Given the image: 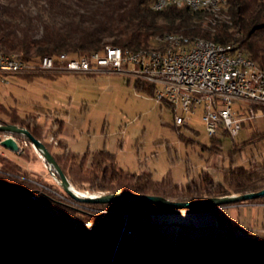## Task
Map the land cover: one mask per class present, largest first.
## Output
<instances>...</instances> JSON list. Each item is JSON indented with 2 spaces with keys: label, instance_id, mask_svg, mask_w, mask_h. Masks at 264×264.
<instances>
[{
  "label": "trees",
  "instance_id": "obj_1",
  "mask_svg": "<svg viewBox=\"0 0 264 264\" xmlns=\"http://www.w3.org/2000/svg\"><path fill=\"white\" fill-rule=\"evenodd\" d=\"M155 1H0V52L38 62L45 56L57 57L61 53L88 55L107 46L131 51L150 49L156 47L158 36L182 34L190 40L235 44L264 70V0H227V6L216 13L174 6L157 11L152 7ZM29 3L37 7L34 12L27 6ZM15 75L33 79L44 74ZM134 84L154 96L155 84L142 80H134ZM162 102L171 109L167 102ZM254 108L260 110L258 106ZM0 124L27 128L47 146L71 184L81 188L86 183L85 189L91 192L129 191L192 200L264 189V157L251 160L248 165L236 163L233 158L237 144L228 150V164L221 168L220 180L201 170L179 184L169 173L158 180L142 169L136 172L123 169L117 165L115 154L104 148L80 153L56 135V143L46 142L45 126L36 119L21 116L15 108L0 109ZM177 130L180 140L188 143L185 134ZM12 135L30 148L28 138ZM250 138L264 139V128ZM221 141L222 138L210 137L204 148L212 153L214 148L221 147ZM28 178L31 174L25 168L0 154V264H264V232L248 231L211 243L201 239L176 243L142 220L149 210H165L144 201L116 205L115 210L129 211L130 235L121 233L122 213L79 210L48 192L41 194L43 200L58 204L62 216L52 224L37 223L19 200V190L36 191ZM45 184L69 197L56 181ZM247 201L264 202V196L243 202ZM82 204L103 210L112 205ZM63 216H69L71 221ZM82 221H93L96 225L92 233L77 238L75 224ZM128 237L134 239L130 247Z\"/></svg>",
  "mask_w": 264,
  "mask_h": 264
},
{
  "label": "rangeland",
  "instance_id": "obj_2",
  "mask_svg": "<svg viewBox=\"0 0 264 264\" xmlns=\"http://www.w3.org/2000/svg\"><path fill=\"white\" fill-rule=\"evenodd\" d=\"M27 6L32 12L37 8L32 3ZM157 46L155 48L161 47ZM44 75L33 79L15 74L0 76V109L15 108L21 116L36 119L43 124L46 142H52L56 135L57 139L65 141L72 150L80 153L87 149L104 148L115 154L117 165L123 169L132 172L142 169L152 173L153 178L158 180L169 173L179 184L201 170L209 171L215 179L220 180L221 168L228 164V150L232 145L237 144L233 158L236 163L248 165L249 161L264 157V139L250 138L254 132L264 128L263 105L251 104L254 110L255 106L259 107L262 116L244 122L235 137H221V147L214 148L210 153V150L204 148L209 144L210 136L203 123L201 109L190 116L187 126H177L170 108L149 92L136 88L134 79L122 73ZM177 129L185 134L188 143L180 140ZM6 136H13L17 141V136L0 132V140ZM18 144L20 149L17 152H11L0 145V154L31 174L27 181L36 187V191L41 194L51 193L70 206L83 210L71 203L72 199L65 194L45 184L53 181L52 175L48 164L32 143L30 148ZM38 183L48 189L41 188ZM82 184L81 188L72 185L78 191L94 193L85 189L88 184ZM47 203L55 211H61L58 204L50 201ZM243 203L264 206V202L260 201L229 205L233 224L239 218L236 205ZM252 209L253 217L256 218L257 208ZM244 214H248L247 208ZM63 217L71 219L69 216ZM258 218L259 222L263 220V208H260ZM262 228L260 232H264ZM127 240L130 247L134 239L128 237Z\"/></svg>",
  "mask_w": 264,
  "mask_h": 264
},
{
  "label": "built area",
  "instance_id": "obj_3",
  "mask_svg": "<svg viewBox=\"0 0 264 264\" xmlns=\"http://www.w3.org/2000/svg\"><path fill=\"white\" fill-rule=\"evenodd\" d=\"M173 1L160 0L157 11L173 7ZM213 1L222 0L210 2ZM39 72L76 75L122 73L134 80L153 83L154 97L170 105L175 125L187 126L190 116L201 109L202 120L210 137H235L244 122L263 114L261 110H254L251 104L264 106V74L260 68H253L250 62L240 56L237 46L222 49L193 47L192 50L170 52L152 58H143L124 49L109 50L97 55H59L40 59L38 62L22 58L10 60L6 55H0L2 76ZM49 172L52 179L58 182L56 173L50 166ZM38 185L47 188L40 183ZM19 192L20 202L24 208H29L33 218L52 224L62 216L43 200L40 192L25 189ZM61 198L66 200L62 196ZM71 203L82 207L84 211H99L73 200ZM100 213L104 212L100 210ZM95 225L93 221L76 222V237L92 233ZM121 233H132L127 218L124 219Z\"/></svg>",
  "mask_w": 264,
  "mask_h": 264
},
{
  "label": "water",
  "instance_id": "obj_4",
  "mask_svg": "<svg viewBox=\"0 0 264 264\" xmlns=\"http://www.w3.org/2000/svg\"><path fill=\"white\" fill-rule=\"evenodd\" d=\"M0 132L8 133V134H15V133L21 134L24 135L26 138H28L29 141L34 146V148L44 158L48 166H50L55 171L58 179V183L62 187L63 191L69 196L70 199H72L76 203L112 204L106 210L92 207L94 209L99 210L98 212L91 211L92 213H100V210H102L104 213L120 212L124 215V219H125L127 218V214L129 213V211L115 210L117 204L125 205L131 201H144L151 203L157 207L165 208V210H197V209L199 210V209H209V208L235 205L238 202H243L246 200L255 199L264 196V189L254 192L240 193V194H230L223 196H207L192 200H174L161 195L134 193L129 191H118V192L100 191L94 193L82 192L74 188V186L70 183L65 172L58 164V162L55 160V158L53 157L52 153L49 151L47 146L42 141L37 139L27 128L19 127L13 124H0ZM0 145L11 152H17L20 149L18 142L13 136H8L1 139ZM86 193L87 195H85ZM67 220L71 221V219L69 218H67Z\"/></svg>",
  "mask_w": 264,
  "mask_h": 264
},
{
  "label": "crops",
  "instance_id": "obj_5",
  "mask_svg": "<svg viewBox=\"0 0 264 264\" xmlns=\"http://www.w3.org/2000/svg\"><path fill=\"white\" fill-rule=\"evenodd\" d=\"M253 207L257 208L256 218L253 217ZM245 208L248 209L247 215L244 214ZM260 208H263L261 222L258 218ZM236 209L239 218L235 224L232 223L229 206L199 210H149L142 220L157 227L170 241L182 244L197 239L211 243L226 236L262 231L263 205L243 203L236 205Z\"/></svg>",
  "mask_w": 264,
  "mask_h": 264
},
{
  "label": "bare ground",
  "instance_id": "obj_6",
  "mask_svg": "<svg viewBox=\"0 0 264 264\" xmlns=\"http://www.w3.org/2000/svg\"><path fill=\"white\" fill-rule=\"evenodd\" d=\"M183 0H174L173 6L174 7H188L192 10H207L211 12H218L221 11L222 8L227 6V0L222 1H213L212 0H203L202 2H181ZM159 2L160 0H156L153 3V9L158 10L159 8ZM157 45L161 47L160 48H150V49H141L138 51H132L134 55H141L143 58H152V57H161V55L169 54L170 52H181L182 50H192L193 47L196 48H208V49H222V48H229V47H235V44H228V45H222L218 43H214L212 41L204 40V39H196V40H190L188 37L182 35V34H166L161 37L156 38ZM157 46V47H158ZM109 50H123L119 47L115 46H108L105 48L102 52H96L92 53L90 55H97L98 53H105ZM237 51L240 52V56H243V59H245L246 62H250L253 66V68H260L253 60L249 59L247 56H245L238 48ZM0 55H6L7 59L10 60H18V58L7 55L5 53L0 52ZM60 55H67L66 53H62ZM50 56H45L41 59H45ZM261 71L264 74V70L261 69ZM87 195V193L85 194ZM26 212L29 213V208H24ZM37 223L41 224H47L44 222L43 219L33 218Z\"/></svg>",
  "mask_w": 264,
  "mask_h": 264
}]
</instances>
